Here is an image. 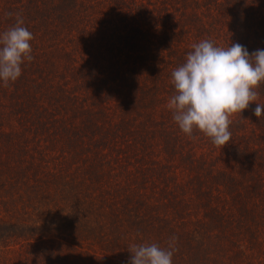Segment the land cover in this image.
Here are the masks:
<instances>
[{"label":"rangeland","instance_id":"374dc122","mask_svg":"<svg viewBox=\"0 0 264 264\" xmlns=\"http://www.w3.org/2000/svg\"><path fill=\"white\" fill-rule=\"evenodd\" d=\"M246 1L253 19L232 34L230 15L204 0H151L133 20L101 8L64 41L31 31L33 60L0 82V220L31 236L0 243V253L129 264L133 244L171 242L172 264H264V113L253 115L264 90L230 117L222 148L184 134L167 107L171 73L192 44L264 50V2ZM4 2L0 32L11 27Z\"/></svg>","mask_w":264,"mask_h":264},{"label":"clouds","instance_id":"9594fccd","mask_svg":"<svg viewBox=\"0 0 264 264\" xmlns=\"http://www.w3.org/2000/svg\"><path fill=\"white\" fill-rule=\"evenodd\" d=\"M15 17V23L0 32V82L4 86L20 77L25 61L33 60V34L23 26L19 13ZM191 48L185 62L171 73L174 94L167 107L184 134L198 130L222 148L231 140L230 117L241 115L257 100L256 89L264 83V50L249 54L239 43L220 47L210 40H201ZM255 105L253 115L259 119L264 104ZM128 251L129 264H172L175 248L171 242L166 248L156 243L133 244Z\"/></svg>","mask_w":264,"mask_h":264},{"label":"trees","instance_id":"16d2710c","mask_svg":"<svg viewBox=\"0 0 264 264\" xmlns=\"http://www.w3.org/2000/svg\"><path fill=\"white\" fill-rule=\"evenodd\" d=\"M18 1L20 0H6V3L4 2L5 13L2 16L4 17V21L6 22L8 20L11 26L15 23V15H7L8 13H12L11 11L13 10L15 14H20L23 18V25L30 32L39 27L45 35L46 41L49 42L51 40L57 42L64 41V34L68 31L72 34L82 35L85 31L86 22H89V20L96 15V10L102 8L109 12L116 13L118 16H121L122 19L126 17L133 20L136 15L142 14L144 10L148 9L147 4L150 3L151 0H22L23 13L19 11L20 6L16 3ZM204 1L208 4H216L218 8L222 6L225 11L223 15H230V20L228 22L232 27L228 31L230 34L234 32L238 33V30L242 29L248 17L253 19V7H250L246 0ZM261 2H264V0ZM260 18L259 20L257 19L258 24H263L264 27V14L260 15ZM236 26L237 28L234 29ZM4 28L6 27L4 26ZM128 31H130L131 34L128 36L129 39L128 41L126 40V43L136 44L137 31L131 29H128ZM241 45L246 47L249 54L255 51L254 44H248L247 46L243 42ZM260 87L264 90L263 83L260 84ZM144 104L145 103H143V105ZM16 223L17 222L0 220L1 244L5 245L15 237L31 236V232L24 230L27 226L26 224ZM31 250L30 247L23 248V250L16 248V250L12 251L15 253V256L14 254H8V250L4 253H0V264H28L26 259L28 256L32 259L30 264H43L41 259L46 250L39 253ZM17 255L20 260H17ZM59 263L63 264L62 261ZM71 264H73V262H71Z\"/></svg>","mask_w":264,"mask_h":264}]
</instances>
